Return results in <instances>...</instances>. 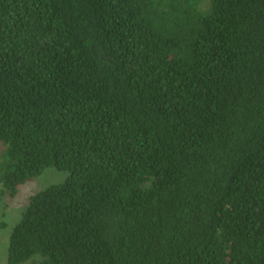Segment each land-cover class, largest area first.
Masks as SVG:
<instances>
[{
    "label": "trees",
    "instance_id": "16d2710c",
    "mask_svg": "<svg viewBox=\"0 0 264 264\" xmlns=\"http://www.w3.org/2000/svg\"><path fill=\"white\" fill-rule=\"evenodd\" d=\"M0 146L7 264H264V0H0Z\"/></svg>",
    "mask_w": 264,
    "mask_h": 264
},
{
    "label": "rangeland",
    "instance_id": "374dc122",
    "mask_svg": "<svg viewBox=\"0 0 264 264\" xmlns=\"http://www.w3.org/2000/svg\"><path fill=\"white\" fill-rule=\"evenodd\" d=\"M3 152L4 148L0 146V158L3 156ZM67 176V173L51 167L46 169L40 177L26 183L16 196L0 194V264H7L10 234L19 222L30 197L49 185L65 181ZM38 259L35 257L25 264H36Z\"/></svg>",
    "mask_w": 264,
    "mask_h": 264
}]
</instances>
